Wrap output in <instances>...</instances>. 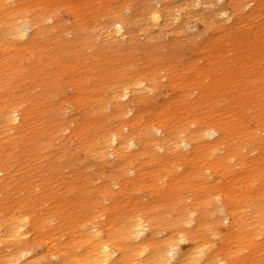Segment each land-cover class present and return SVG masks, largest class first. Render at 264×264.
<instances>
[{
	"label": "rangeland",
	"instance_id": "374dc122",
	"mask_svg": "<svg viewBox=\"0 0 264 264\" xmlns=\"http://www.w3.org/2000/svg\"><path fill=\"white\" fill-rule=\"evenodd\" d=\"M15 1L8 2L14 22L43 18L25 41L7 39L0 62V110L15 107L24 116L7 124L0 204L4 212L36 204L56 212L49 222L55 234L37 233L36 252L70 245L75 213L101 229L106 211L154 218L166 231L181 216L199 218L180 224L177 235L195 234L218 259L259 264L264 229L254 235L251 209L264 197V0H20L19 8ZM146 3L169 10L171 19L144 21L138 14ZM219 10L233 17L222 21L213 14ZM116 20L128 26L124 38L108 31ZM137 81L145 86L122 98ZM155 126L177 142L185 133L219 131L171 151L147 144L138 155L123 150L116 157L101 143L108 132L138 139ZM226 201L237 221L248 223L242 233L226 219ZM192 245L181 239L179 253Z\"/></svg>",
	"mask_w": 264,
	"mask_h": 264
},
{
	"label": "bare ground",
	"instance_id": "6f19581e",
	"mask_svg": "<svg viewBox=\"0 0 264 264\" xmlns=\"http://www.w3.org/2000/svg\"><path fill=\"white\" fill-rule=\"evenodd\" d=\"M253 1L247 0L243 5L246 6ZM8 2L9 0H0V62L2 61L7 39L12 36V38L17 40L25 41L29 31L33 30L32 36L37 33V28L43 18L40 15H36V17L26 22H14L10 16L15 10H12L11 5L8 6ZM15 4L19 8L21 1L16 0ZM213 14L219 16L222 21H227L230 17H233L231 13H226L222 10L214 11ZM138 15L142 16L144 21L153 20L156 23H159L161 17L164 23H167L172 17L169 10L156 8L152 3H146ZM176 18L174 16L173 20ZM234 18L236 19V17ZM108 31H112V35L115 37L124 38L126 33H128V26L125 22L116 20ZM81 32L85 34V38H88L86 29L82 28ZM258 41L262 45L261 50H264V36L259 35ZM262 54L263 52L260 55ZM262 76V73H260L259 77L261 78ZM135 83L129 89L125 88L122 98H129L130 90L135 91L145 86V83L141 81ZM116 111L120 115V107ZM19 119L24 121V116L23 113L20 116L18 109L15 107L11 108L8 114H4L0 110V150L7 142L5 140L9 130L7 124L11 125V123H15ZM218 131L217 128L212 126L211 129L195 134V136L185 133V136L177 142L169 134L164 136V128L155 126L152 131L141 130L139 135L142 138L139 136L138 139L134 136L125 137L118 131L108 132L101 139V143L103 146L108 144L111 150L110 153L116 157L122 154L123 150L125 152L132 151L134 155H138L140 152L144 154L147 151V144L159 149L161 152L171 151L172 145L177 143H180L179 146L182 147H188L191 144L196 146L200 142L206 141L207 138H214ZM151 133H155L158 136H152ZM218 140L216 137L214 142H218ZM174 148L177 149V146ZM237 149L238 147L234 148L235 153ZM0 167H2L1 164ZM0 171L4 172L2 168H0ZM114 171L119 177V184L126 191L129 184L123 175V171L121 174L116 169ZM105 188L109 189V184H105ZM208 196L209 199L213 198V195L208 194ZM98 203L100 204L101 201ZM224 205L228 208L230 207L227 201ZM116 209V207H112L115 212H117ZM18 210L15 213L4 212L0 204V264H244L239 257H234L231 254L227 258L224 256L218 259V251L209 250L205 245L196 242L195 238L197 236L195 234L177 235L181 232L180 224H189L199 220V218L184 219L181 216L178 218L177 227L166 231V228L154 218L143 219L141 217L123 215L118 219L119 216L117 214H115V218H112L111 213L106 211L99 214L109 219L106 224L102 225L101 229H98L97 225L88 219L81 222L80 218L78 219L80 214L75 213L72 217L75 221L69 225L67 232L70 236L69 241L71 244L68 245L65 242L63 250H55L53 245H50L40 252H36L37 233L44 232L48 233L49 236L55 234V227L49 225V222L56 217V212L50 208L42 212L41 207L37 204L34 207H21ZM251 213L255 217L253 221L256 224H249L255 231L254 235H257L261 229H264V223L259 220H264V197L257 199V203L251 209ZM226 215V219L230 220L235 231L242 233L243 229L248 225V223L244 225L242 222L239 223L231 209L226 211ZM65 219L71 222L70 219ZM157 233L165 234L158 242L153 239ZM183 238L193 239V245L191 249L189 248L185 253L180 254L177 245ZM45 243L48 242L45 241ZM81 246L85 251L78 254L76 249ZM53 256H57L58 261H51ZM259 264H264L263 258H261Z\"/></svg>",
	"mask_w": 264,
	"mask_h": 264
}]
</instances>
